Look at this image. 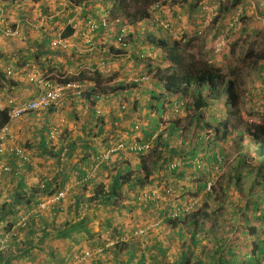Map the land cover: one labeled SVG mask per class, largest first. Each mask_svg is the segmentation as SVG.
Masks as SVG:
<instances>
[{
    "label": "trees",
    "instance_id": "1",
    "mask_svg": "<svg viewBox=\"0 0 264 264\" xmlns=\"http://www.w3.org/2000/svg\"><path fill=\"white\" fill-rule=\"evenodd\" d=\"M5 1L9 21L13 9L16 14L24 12L22 0ZM158 1L64 0L68 12L58 38L44 34L41 44L65 52L74 39L99 57L101 65L93 63L73 74L63 70L57 79L30 61L19 67L26 78L32 69L54 84L79 85L78 92L63 90L59 104L22 116L50 114L64 108L67 100L81 101L90 108L88 129L99 127L97 135L116 129L111 136L116 137V147L121 146L104 160L95 154L83 173L71 170L74 165L62 164L73 153V144L57 142L63 127L60 118L53 137L52 126L41 131L45 160L37 167L47 172V163L54 158L58 170L51 176H42L30 187L22 172L11 166L15 158H8L11 169L0 177L7 175L17 187L0 199V264H264V124L242 122L230 108L233 82L220 66L226 46L218 55L220 65L181 49L159 24L160 9L154 8ZM240 1L231 0L223 9L230 15L223 21L230 44L239 31ZM204 2L217 11L216 0H198L191 9L200 4L202 14L195 13L194 19L203 21L208 9ZM259 6L264 15V2ZM89 22L97 26L91 29ZM4 30L1 25L0 33L6 37L18 35H6ZM247 49L243 59L252 46ZM74 53L90 54L76 48L71 51L75 59ZM258 96L263 98L264 93ZM10 108L0 109V127L9 122ZM74 115L70 112L67 119ZM228 141L235 144L236 156L231 169L219 176L226 183L216 187L214 177L225 165ZM108 145L106 150L112 149ZM20 164L31 171L29 162ZM61 191L64 197L52 207L17 226L20 211ZM223 194L229 204L220 198ZM226 206L231 208L227 213ZM145 211L158 224L147 228L144 222L134 223L136 217L146 216ZM96 220L98 229L93 226ZM104 254L109 257L105 261Z\"/></svg>",
    "mask_w": 264,
    "mask_h": 264
},
{
    "label": "crops",
    "instance_id": "2",
    "mask_svg": "<svg viewBox=\"0 0 264 264\" xmlns=\"http://www.w3.org/2000/svg\"><path fill=\"white\" fill-rule=\"evenodd\" d=\"M21 3H23V13L19 12L16 14L14 9L10 12L11 21L16 22V26L19 28L18 35L6 37L0 33V100L4 106L7 98H11L15 103H21L33 98L37 92L36 86L28 81L25 73L19 70V67L25 62H33L34 66L37 68L41 67L42 70L59 73L64 70L67 74H73L84 67L88 68L93 63L98 67L101 65L99 57L91 56V50L87 46H80V43L74 39L68 41L65 52L60 51L58 46L56 47L53 44H41L44 34L52 35V37L57 35L56 38H58L63 28L64 15L68 12L64 9L66 5L64 0H22ZM8 10L7 1L0 0V16L5 15ZM139 27H142V25ZM76 48L80 53L90 54L81 56V58L74 53L76 54L75 56H78L75 59L71 51ZM36 57L37 59H35ZM41 62L42 65L40 64ZM7 68H11L13 74L4 75L3 73ZM74 106L76 107L73 109L72 107ZM89 110L90 108L87 105H83L81 101L80 103H71L70 99L67 100L65 107L60 111L56 110L50 114H47V111H38L33 118L21 116L9 120L6 125L12 132V139H7L5 144L8 146L15 144L24 147L29 155V161L27 162L31 164V171H24L23 165L20 166L22 160L19 158L8 155L7 159L15 158V161L10 160L11 166L15 170L22 172L30 187H35L42 176H51L57 169L54 158L49 159L50 164L49 162L47 163L49 165L46 167L49 169L47 172L39 171L40 168L37 167V162L45 160V154L41 151L43 150L41 146V131L44 129L46 131L47 128L50 129L55 123L58 126L60 118H62L63 127L61 128V137L57 142L59 145L73 144L70 149L73 153L69 158H66L62 164L63 166L64 164L74 165L71 170L83 173L88 169L95 154L105 151L109 146L108 144H111V148L115 149L116 137L114 135L110 136L111 133L105 134V131L99 135L95 134L98 132L99 127L88 129V125L92 121ZM70 112H74L76 118L67 119ZM107 128L108 126L105 129ZM25 144L27 147H25ZM62 165H60L59 169ZM41 169L43 170L42 166ZM16 187L15 182L8 181L7 175L0 177V199L8 198ZM68 188L69 186H66L65 190H68ZM130 218H132L131 215ZM130 218H126V220H130ZM99 222V220L94 222L93 226H95V229H98Z\"/></svg>",
    "mask_w": 264,
    "mask_h": 264
},
{
    "label": "rangeland",
    "instance_id": "3",
    "mask_svg": "<svg viewBox=\"0 0 264 264\" xmlns=\"http://www.w3.org/2000/svg\"><path fill=\"white\" fill-rule=\"evenodd\" d=\"M159 1L161 5V20L171 25L173 35H171V38L179 40L181 49L196 56H200L215 65H220L217 60L219 59L218 55L220 56V50L226 46L227 53L224 55L222 60L223 63L220 66H222V73L225 78L233 82L235 98L230 108L238 112V116L242 122L264 124V97L260 98L258 96L264 93V82L261 81L264 80V74L260 76V67L264 62V15L261 14L259 6V3L264 2V0L240 1L244 11L236 28H239V31H236L234 37L235 43L233 42L232 44H230V41L227 42L226 28L223 24V21L230 16L225 13L223 9L225 6L230 5L231 0H216L217 11L213 12L209 22L202 25L200 28H198L197 25L202 21H199V18L194 19V14L198 13V16H200L202 14V7H200L199 4L198 8L194 10L191 9V5L198 2V0ZM141 25L142 27H140V30L143 29V22L139 24V26ZM243 27H246L245 31ZM140 34H144V31ZM222 37H224L225 40L222 39ZM249 46H252L250 54L243 59L244 52L246 53V51L249 50L247 49ZM260 56H263V58ZM109 70L110 68L107 69L106 72ZM49 73L56 79L60 77L61 74L53 71H49ZM112 132H116V129L112 130L110 133L112 134ZM225 145L227 158L220 173L214 177L216 180V187L226 183L227 179L219 176L222 172L224 173L231 169L230 163L236 156L235 144L228 141ZM251 156L252 155H249L247 162H249ZM263 186L264 185H262V187ZM220 193L221 192L218 194ZM233 194L234 196L237 194L235 190ZM220 198L226 199V204L230 203L228 202L227 194H223ZM236 198L237 197H234L233 204H235ZM225 202L223 203L224 205ZM211 207L215 208L213 201ZM225 208L226 213L231 209L227 206ZM135 213L138 214V212ZM144 213L146 214L149 212L145 211ZM133 215L134 214L131 216ZM145 217L146 219H144ZM145 217H136L137 220L134 221V223L139 225L141 222H144V224H147V228L156 225L157 220H155V218H148L147 214ZM128 218H130V216ZM106 254L102 256V260L104 261L109 258ZM28 262V264H32L30 261ZM76 264H78V262H76Z\"/></svg>",
    "mask_w": 264,
    "mask_h": 264
},
{
    "label": "built area",
    "instance_id": "4",
    "mask_svg": "<svg viewBox=\"0 0 264 264\" xmlns=\"http://www.w3.org/2000/svg\"><path fill=\"white\" fill-rule=\"evenodd\" d=\"M101 22L104 23V20L102 19ZM90 23V28H94L97 26L95 23ZM164 27L169 28L168 23H161ZM1 25L5 27V34L6 35H15L18 34V28H13L9 25V19L6 18L5 16L0 17V28ZM124 32V30H122ZM59 44L65 46V44L62 43L61 40L58 41ZM7 74H12L11 69H7L6 71ZM27 78L30 82L35 83L37 86V93L36 95L27 101H24L22 103L16 104L11 98L7 99V104L11 106L10 111L8 112V115L10 118H18L21 115L27 113V112H32V111H37L42 108L49 107L51 105H57L59 104L62 99H63V90L66 88H73L76 92L79 91V85L76 83H70L68 85H60V84H54L47 80L45 77L40 76V74H36L35 71L32 69L27 73ZM4 107L3 103L0 100V109ZM56 128H53V131L51 132V137H53V134L55 133ZM7 139H12V132L10 129L7 127V125H4L0 127V175H2L4 172H7L10 170V166L8 163L5 161V155L6 153L8 154H13L17 158L21 160H28L29 156L26 153L25 149L22 148L19 145H11L8 146L5 144V141ZM121 145H118L117 147H120ZM116 149V148H115ZM114 148L110 149L109 151L101 154L99 156L98 160H104L108 157L109 153L113 150ZM65 194V191L59 192L55 196H51L45 200H42L39 202L34 208H32L29 211H22L18 215V221H17V226H24L26 224V221L30 215H37L40 211L44 209H48L52 207L55 203H57L60 198H63ZM7 236L1 240L5 241ZM20 264V263H16Z\"/></svg>",
    "mask_w": 264,
    "mask_h": 264
},
{
    "label": "clouds",
    "instance_id": "5",
    "mask_svg": "<svg viewBox=\"0 0 264 264\" xmlns=\"http://www.w3.org/2000/svg\"><path fill=\"white\" fill-rule=\"evenodd\" d=\"M159 3L158 4H156L155 5V7L154 8H159L160 9V18H161V5H160V1H158ZM202 6H204L205 8H208L207 9V11L204 13V19H203V21L202 22H200L198 25H197V27L198 28H200L202 25H204V24H207L208 22H209V20L211 19V17H212V14H213V10H212V8H214V6L211 4L210 6H208L205 2L202 4ZM243 11H244V8L242 7V6H240L239 8H238V12L236 13V16H237V22L239 21V19H240V13L242 12V15H243ZM1 16H4V15H1ZM0 16V17H1ZM11 23H13V21H9V25L11 26V27H13L12 25H11ZM161 23H167V22H163V20H160V22H159V24H160V26H162L163 28H165L166 30H168L170 33H171V35H172V29H171V25L169 24V28H167V27H164ZM14 28V27H13ZM15 28H18L17 26H15ZM18 31H19V28H18ZM173 36V35H172ZM181 40V39H180ZM179 41V40H178ZM27 66H29V65H27ZM30 67V66H29ZM7 69H10V68H7ZM7 69H6V71H7ZM20 70V69H19ZM12 71V70H11ZM12 74H13V72H12ZM7 75H11V74H7ZM29 81V80H28ZM37 93V92H36ZM36 95V94H35ZM8 99V98H7ZM32 99V98H31ZM30 100V99H29ZM7 102V101H6ZM22 103V102H21ZM16 104H18V103H16ZM6 106H9L7 103H6V105L4 106V107H6ZM3 107V108H4ZM22 116V115H21ZM20 116V117H21ZM19 118V117H18ZM10 119H16V118H10ZM4 126V125H3ZM52 127L54 128H56V124H53L52 125ZM20 146V145H19ZM22 147V146H21ZM22 148H24V147H22ZM115 148H118V147H116V145H115ZM107 151H109V150H105V151H103V152H99V154H98V157L101 155V154H103V153H105V152H107ZM8 155H13V154H8V153H6V155H5V161L7 162V156ZM14 156V155H13ZM29 156V155H28ZM16 157V156H15ZM21 160V159H20ZM22 161H29V159L28 160H22ZM10 169H11V167H10ZM5 173V172H4ZM3 173V174H4ZM1 176V175H0ZM41 186V185H40ZM22 211H24V210H22ZM22 211H20L19 213H18V215L22 212Z\"/></svg>",
    "mask_w": 264,
    "mask_h": 264
}]
</instances>
